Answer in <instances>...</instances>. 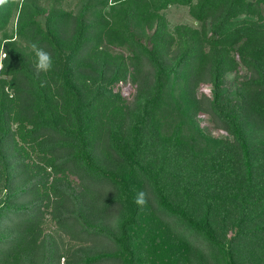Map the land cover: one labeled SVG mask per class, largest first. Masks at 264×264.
I'll return each instance as SVG.
<instances>
[{"label":"trees","instance_id":"1","mask_svg":"<svg viewBox=\"0 0 264 264\" xmlns=\"http://www.w3.org/2000/svg\"><path fill=\"white\" fill-rule=\"evenodd\" d=\"M62 1L0 4V264H264V0Z\"/></svg>","mask_w":264,"mask_h":264},{"label":"rangeland","instance_id":"2","mask_svg":"<svg viewBox=\"0 0 264 264\" xmlns=\"http://www.w3.org/2000/svg\"><path fill=\"white\" fill-rule=\"evenodd\" d=\"M81 3H83V0H63L61 2V6L63 8L66 9H74L76 10ZM107 9V8H105ZM162 13H164L165 17H166V21L169 24L170 27H173L176 24H180V23H186V24H190L192 26H199L198 22H196L189 14L188 12V8L186 6L183 5H171L169 6L167 9L162 10ZM0 38H1V32H0ZM145 39V38H143ZM113 50H119L115 47H112ZM1 50V49H0ZM245 74V70L244 68H241L240 71L235 74L234 72L232 73H228L226 76V83L224 86V97L225 98H229L232 97L235 93V85L237 82V76H238V80L242 79V75ZM127 82L123 81L117 84L115 90H120L121 93L126 97V98H131L134 89L132 84L129 82V80H126ZM206 92L208 94H210V87L209 86H203L201 85V88H199V91ZM199 118V122L201 127L203 128V130L206 133H209L213 136L216 137H229L228 133L220 128H218L217 126H215V124L211 121V118L208 114H200L198 116ZM44 226L47 228V230L51 231L52 233H54L55 235H58V233L60 232L57 227L56 224L50 220L49 218L45 219V223ZM62 240L64 241L65 244H76V242L74 240H70V238L68 236H61ZM61 238L58 236L57 240L60 241L61 243ZM63 264V259L60 260Z\"/></svg>","mask_w":264,"mask_h":264},{"label":"clouds","instance_id":"3","mask_svg":"<svg viewBox=\"0 0 264 264\" xmlns=\"http://www.w3.org/2000/svg\"><path fill=\"white\" fill-rule=\"evenodd\" d=\"M4 3V0H0V4ZM31 51L35 56V67L39 73H47L54 67V59L52 54L42 48L38 42H31L29 45ZM6 52L0 50V67H3V61L6 58ZM135 203L138 206H144L147 203L146 194L143 191H139L135 197Z\"/></svg>","mask_w":264,"mask_h":264}]
</instances>
